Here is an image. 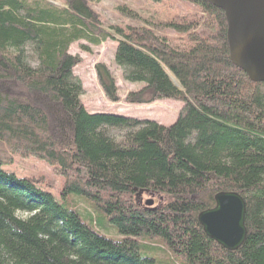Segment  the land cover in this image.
<instances>
[{
  "label": "trees",
  "instance_id": "1",
  "mask_svg": "<svg viewBox=\"0 0 264 264\" xmlns=\"http://www.w3.org/2000/svg\"><path fill=\"white\" fill-rule=\"evenodd\" d=\"M0 0V264H157L137 238L156 236L185 264H264V82L250 81L228 53L221 9L205 0H145L148 17L121 4L135 24L102 26L99 0ZM115 39L113 61L140 87L123 100L182 101L174 122L88 112L74 74L78 41ZM104 98L119 101L104 63L94 66ZM15 156L46 160L61 177L17 176ZM138 191L165 198L154 210ZM245 202L242 245L208 238L197 214L214 194ZM103 212L99 221L79 203Z\"/></svg>",
  "mask_w": 264,
  "mask_h": 264
},
{
  "label": "rangeland",
  "instance_id": "2",
  "mask_svg": "<svg viewBox=\"0 0 264 264\" xmlns=\"http://www.w3.org/2000/svg\"><path fill=\"white\" fill-rule=\"evenodd\" d=\"M55 4L57 0L54 1ZM126 4L128 7L136 11L140 19L148 17L149 14L142 10V7L147 4L145 0H99L98 3L92 4L91 7L100 15L102 26L107 28V25H125L135 24L122 14L118 13L116 7ZM116 46L115 39H107L98 46H94L86 41H78L71 45L70 53L80 57L81 61L74 67V74L77 75L82 83L81 102L88 112H107L119 114L132 118L147 119L155 121L162 125H170L176 119L179 110L182 107V101L175 99H162L150 104H130L123 100L125 94L129 90H135L140 87L138 83L125 82L121 78V71L113 61V53ZM104 63L110 69L118 86L117 94L119 101L111 102L104 98V95L97 84L95 77L94 66L96 63ZM9 170L16 173L17 176H44V180L48 190L53 194H57L60 185L62 184L61 177L57 175L52 166L44 159H38L34 156L18 157L15 156L14 162L8 166ZM71 200L79 203L81 213H89L93 219L99 221L96 229L106 236L119 239L120 235L112 228L104 227V219L101 217L104 213L94 212L88 205L81 202L83 198L80 196L71 195ZM140 206H143L144 201L152 199L153 206H157L165 202V198L160 195L149 192H142L138 197ZM137 240L143 255H150L156 258L157 264H185V261L180 256L172 254L167 246L156 236L141 234Z\"/></svg>",
  "mask_w": 264,
  "mask_h": 264
},
{
  "label": "water",
  "instance_id": "3",
  "mask_svg": "<svg viewBox=\"0 0 264 264\" xmlns=\"http://www.w3.org/2000/svg\"><path fill=\"white\" fill-rule=\"evenodd\" d=\"M205 1L224 13L231 63L250 81L264 82V0ZM141 193L135 194L137 205ZM213 198L214 205L200 211L197 221L208 238L227 251H235L247 234L244 199L234 191H219ZM143 206L151 210L157 207L152 199L144 201Z\"/></svg>",
  "mask_w": 264,
  "mask_h": 264
},
{
  "label": "flooded vegetation",
  "instance_id": "4",
  "mask_svg": "<svg viewBox=\"0 0 264 264\" xmlns=\"http://www.w3.org/2000/svg\"><path fill=\"white\" fill-rule=\"evenodd\" d=\"M139 202H140V200H139Z\"/></svg>",
  "mask_w": 264,
  "mask_h": 264
}]
</instances>
